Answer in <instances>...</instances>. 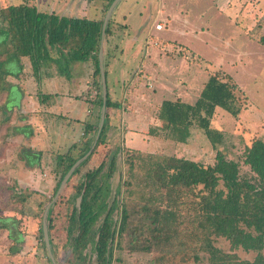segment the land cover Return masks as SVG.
Segmentation results:
<instances>
[{
	"label": "rangeland",
	"instance_id": "1",
	"mask_svg": "<svg viewBox=\"0 0 264 264\" xmlns=\"http://www.w3.org/2000/svg\"><path fill=\"white\" fill-rule=\"evenodd\" d=\"M6 1L0 0V8L7 5ZM31 1L36 5L37 0ZM38 1L41 4L44 2V0ZM99 2L100 0H94L97 6ZM150 2L154 6L147 22L148 30L153 29L154 20L159 19L160 15H162L161 19L167 18L164 31L149 35L152 45L156 42L160 44L159 42L164 40L163 45L166 48L164 50L162 49L164 46L160 48L163 51L160 50L162 58L159 59H154L152 55L150 58L144 57L143 48L146 44L141 46L140 36L144 37L145 34L142 31L140 33L145 16L144 8H147ZM156 3L158 9H155ZM103 8L104 14L101 20L104 19L107 11L106 5ZM120 15H127L126 24L130 29L128 39L133 41L132 48L138 50L137 61L132 62L134 64L132 69H136L140 62L145 65L152 61L154 67L150 68L149 75L156 74L153 76L161 80L160 83L153 85L154 89L146 81L142 84L140 95L144 99L143 104L138 105L144 111L147 108L146 113L151 114V117L154 114L155 124H151L150 119L148 122L139 123L136 130L131 131L134 134L128 142V138L125 137L127 130L122 108H108L103 145L97 146L93 157L79 165L57 197H55L56 184L62 169L60 156L67 153L66 148L69 146L61 149L53 140V145L48 146V143L45 145L48 149L40 150L38 143L33 147L30 138H24L21 134L11 136L8 133L9 125L1 124L0 218H15L19 222L17 229L23 235V241L18 245L20 247L18 253L12 254L10 249L13 242L7 237V231L1 229L0 264H53L42 244V221L48 205L47 217L51 219L52 229L47 230L54 264H96L93 249L96 228L113 198L117 208L113 209L110 217L116 223L120 219V206L124 203L133 211L150 197L154 206L165 208L161 203L163 199L159 200V197H163L162 192L151 196L149 188L144 185L145 169L148 166L147 157L150 155L184 158L206 167L215 163V156L220 151L227 159L238 163L241 178L251 180L253 177L249 167L244 166L242 162L244 150L252 139L258 138L264 142V44L260 42V38L264 35V0H120L107 23L110 35L104 36L103 53L105 58L109 49L108 60L118 55L121 47L124 49L120 41L123 36L127 38V34L122 32L125 27L121 25ZM136 38L137 42H135ZM155 49L150 48L149 51L153 52ZM52 65L51 62H45L40 75L47 69L51 71ZM60 66L61 64L58 67ZM56 70L59 72L58 69ZM213 74H216L220 80L236 86L235 107L239 109L236 116L217 108L210 120L211 130L191 128L190 137L185 144L148 134L150 127H159V121L156 119L157 111L155 107L150 106L152 93L155 92L156 96L163 97L164 100L180 97L183 102L193 104L204 84ZM106 77L109 84L110 77L109 75ZM96 80L100 82V78L96 77ZM148 81H152V78ZM96 93L98 102L101 88L97 85ZM122 93L120 88L116 94H110L112 101L122 103ZM35 95L39 97L38 103L40 102L41 107L44 106V112L41 111V120L38 121L37 126L32 127L19 114L15 117L14 112L11 122L19 127L28 125L32 132L33 128L38 131L43 127L51 129L52 125L48 126L49 120H60L61 116L59 114L54 116V113L46 110L54 103V96L45 92L43 94L41 87ZM3 98L2 94L0 104ZM11 98L18 103L19 97L16 91H12ZM94 110L97 117L95 124H98L100 112L98 103ZM43 119L48 121L45 125L42 123ZM94 134L96 135V132ZM94 134L92 137H95ZM43 136L44 131L41 132V137ZM27 148L40 151L39 161L28 165L25 160H20V152ZM70 151L76 156L79 151L78 145L70 147ZM45 153L47 155H44ZM113 153L114 172L108 176L107 169H104L95 187L92 212L96 213L98 220L90 223L89 233L85 236L84 242L76 247L74 243L79 234L74 212L79 202L77 190L84 183V175L97 168L102 161L108 162L109 156ZM129 163L134 165L132 172L137 176L135 179L129 177ZM127 181L130 182V186L124 184ZM219 188H222V185ZM199 189L200 187L195 188V192L198 193ZM13 193L23 195L22 200L14 197ZM185 199L188 202L198 200L193 193H189ZM174 211L182 223L183 232L188 235L186 242L189 246L183 249L186 257H177V263L164 260L161 264H206L208 254L203 249L200 250L201 240L195 235L189 238V234H197L194 229L196 224L191 223L192 211L188 210L186 204L176 206ZM150 222L151 219L146 220L142 215L133 212L126 233L124 232L119 239V246L113 248L110 264H153V259L159 255V252L154 249L144 252L139 248L143 243L147 245L145 240L149 238L152 227ZM47 223L46 219V227ZM137 227H139L138 231ZM133 231H137L134 234L138 241L136 246L131 241ZM211 242L220 253L235 256L229 264H237L240 261L252 262L256 256L255 252H245L241 248L232 250L229 242L224 238L211 236Z\"/></svg>",
	"mask_w": 264,
	"mask_h": 264
},
{
	"label": "trees",
	"instance_id": "2",
	"mask_svg": "<svg viewBox=\"0 0 264 264\" xmlns=\"http://www.w3.org/2000/svg\"><path fill=\"white\" fill-rule=\"evenodd\" d=\"M113 0L108 1L106 10ZM31 0L19 5L0 8V96L4 98L0 104V125L8 124V133L12 136L21 134L24 138L33 135L28 125L19 127L12 123L15 101L11 98L12 91L18 93L19 101L22 92L17 85L9 82V77L18 79L23 71L22 58H27L31 73L35 81L39 83L40 70L45 62L55 63L62 74L72 63H83L92 60L94 66L95 86H100L98 51L101 40L102 20H88L86 18L58 17L54 14L40 12ZM110 35L109 24L105 29V36ZM264 44V35L260 38ZM104 58V67L110 55L108 49ZM105 71V78H106ZM107 84V83H106ZM236 86L219 79L216 74L211 75L204 84L199 97L193 104L176 100H164L157 108L156 119L159 127H150L148 134L152 137H162L174 143L185 144L190 137L191 128L210 131V120L217 108L236 116L239 109L235 107ZM39 90L37 91V93ZM99 98V97H98ZM101 106V96L98 100ZM108 108L120 107V104L112 101L108 86L105 103ZM14 116L17 114L14 112ZM21 117V116H20ZM22 118V117H21ZM15 119V118H14ZM15 121V120H14ZM13 121V122H14ZM107 114L98 141L87 158L93 157L97 146L103 145V135L107 127ZM98 124L95 125V131ZM84 134H87L85 129ZM94 137L83 142L78 154L73 156L70 148L60 160V177L56 184L58 189L63 177L72 165L90 149ZM40 151L29 148L20 152L19 158L28 165L34 164L40 159ZM148 166L145 169L144 185L149 188L151 196L161 193L165 208L154 206L149 199L129 210L124 203L120 206V219L118 223L112 221L111 213L117 208L114 198L103 219L96 228L94 239V253L96 264H110L114 247H118L122 234L127 231L128 222L133 212L142 215L144 219H151L152 227L149 238L145 240L140 250L150 252L157 250L159 255L153 259V264H161L164 260L177 263V257H186L184 248L188 235L183 232L174 208L186 204L192 211V222L201 240L200 250L207 252L206 264H229L234 255L220 253L212 245L211 236L224 238L230 244L232 250L241 248L245 252H255L252 262L240 261L237 264H264V142L258 138L252 139L244 150L242 164L249 167L252 179L240 177L239 165L229 160L222 152H217L213 165L203 166L197 162L184 158L150 155L147 157ZM86 161V162H87ZM25 163V164H26ZM26 164V165H27ZM128 170L131 179L137 178L132 172V163ZM115 168V155L109 156V161H102L97 168L84 175V183L77 190L78 205L74 208L78 224V238L74 245L79 247L89 233L90 223L96 222L98 216L92 212L93 198L96 193L99 176L104 169L111 176ZM70 180V179H69ZM130 186V182H124ZM222 185V188L219 186ZM200 187L198 193L195 188ZM193 193L198 200L188 202L185 197ZM14 197L23 195L13 193ZM47 229H52L51 219L47 217ZM18 221L12 217L0 218V230L7 231V237L13 242L11 253L19 251L18 245L23 241V235L18 231ZM181 228V229H180ZM139 227H137L138 231ZM137 231H133V244L137 245ZM49 235V234H48ZM49 243L51 241L49 239ZM42 244L45 242L42 235ZM140 246V245H139Z\"/></svg>",
	"mask_w": 264,
	"mask_h": 264
},
{
	"label": "crops",
	"instance_id": "3",
	"mask_svg": "<svg viewBox=\"0 0 264 264\" xmlns=\"http://www.w3.org/2000/svg\"><path fill=\"white\" fill-rule=\"evenodd\" d=\"M25 1L26 0H7V5L4 6V8L7 6L19 5L25 3ZM108 1L110 0H100L99 6H97L94 4V0H44L43 4L39 3L37 0L35 6L40 12L54 14L58 17L86 18L88 20L98 21L103 18V7L108 4ZM1 2L3 3V1ZM157 3L155 4V9H158ZM153 6L154 4L150 2L148 7L144 8L145 16L143 18V25L140 29V33L142 31V33L145 32V34L144 37H142V35L140 36L142 40L141 46L146 44L143 48L144 57L148 56L150 58L152 55L154 59H159L162 58L161 51L166 48V46L163 45L164 40L159 42L160 44L156 42L152 45L151 36L149 35H155L156 33L164 31V25L166 24L167 18L165 17L161 19L162 15H160L161 17L159 19L157 18L154 20L153 29L148 30L147 22L152 14ZM158 12L162 13L161 10H158ZM126 18L127 15H120L121 25L125 27L122 32L127 34V38L123 36L120 41L124 46V49L121 47V49H119V54L108 60L107 66H105V71L107 73L106 76L109 75L111 80L108 84L106 77L109 93L116 94L120 88L123 92L122 103L119 104H121L122 115L126 122L127 132L125 137H127V141L130 142V139L134 134L131 131L136 130L139 123L142 124L148 122L150 119L152 122L151 124H155L153 119L154 114L151 117V114L146 113L147 108L144 111L141 107H138V105L143 104L142 100L144 99V97L140 95L142 90L141 86L146 81V83L148 82L150 87L153 88V85L160 83L161 80L158 79L157 76H153L156 74H153L152 76L149 75L150 68L154 67L151 63L152 61H149L148 64L145 65L140 62L136 69H132L134 65L132 62L137 61L138 50L132 48L133 41L128 39L130 29L128 24H126ZM158 22L163 25V29L160 31H157L154 28ZM135 42H137V38ZM150 48H154L155 51L150 52ZM114 54L115 53H113V55ZM21 62L23 64V71L19 78L14 79L9 77L7 79L9 82L16 84L17 89L24 94L20 98V101L16 103V108H13L14 112L19 113L21 117L25 118L29 125L36 127L38 121L41 120V111L44 112V106L41 107L40 102L38 103L39 97L35 95L36 91L41 87L43 94L45 92L47 95L54 96V103L48 106L46 110L54 113V116L56 114L61 115L60 120L55 119L49 120L48 122L43 119V125L48 122V126L52 125L51 129L49 127H43L45 130L42 128L38 131L33 128V136L30 137L32 140V146H35L36 143H38L37 146L38 148L39 146L41 147V149L39 148L40 150H46L48 147L45 145L47 143L48 146L53 145L52 141L54 140L61 149L69 146L66 148L68 151L69 148L73 147L75 144L78 145L80 149V147L83 146V142L87 141V139L92 137L96 132L94 128L97 124H95V121L97 122V117H95L94 109L97 106V93L92 60L83 63H72L62 74L57 72L56 69L58 68L55 67L56 64L52 63L53 67H51V71H48L47 69L46 72L41 74L39 83H37L32 76L28 59L22 58ZM151 78L152 81H148L151 80ZM150 96L152 100L150 106L153 108L155 107V110L157 111V108L164 99L161 96V98H159L158 95L156 96L155 92ZM177 98L180 97H173L174 100ZM123 108H125V110H123ZM85 129L87 134H84ZM42 131H44L43 137H41ZM53 135H55V137H53ZM44 155H47V153Z\"/></svg>",
	"mask_w": 264,
	"mask_h": 264
},
{
	"label": "water",
	"instance_id": "4",
	"mask_svg": "<svg viewBox=\"0 0 264 264\" xmlns=\"http://www.w3.org/2000/svg\"><path fill=\"white\" fill-rule=\"evenodd\" d=\"M119 1L120 0H113L111 2L110 6L108 7V9L106 11V14L104 16V19L102 21V26H101V40H100V46H99V51H98V68H99V78H100V86H101V106H100L99 123H98L97 131H96V135H95L94 140L92 142V145H91L90 149L87 151V153L85 155H83V157L78 159L72 165V167L68 170V172L65 174V176L63 177V179H62V181H61V183L57 189L55 197H57L59 195V193L61 192V190L64 188V186L66 185V183L69 180L72 173L91 154L92 150L94 149V147L98 141L100 132H101L103 124H104L105 113H106L105 103H106V98H107V84H106V78H105L104 53H103L104 36H105V29L107 27L108 20H109L112 12L114 11V9H115V7ZM48 209H49V205L46 207V209L44 211V215H43V221H42L43 239L45 242V248H46L48 258L54 264V259H53L51 249H50L48 230L46 227V219H47Z\"/></svg>",
	"mask_w": 264,
	"mask_h": 264
},
{
	"label": "built area",
	"instance_id": "5",
	"mask_svg": "<svg viewBox=\"0 0 264 264\" xmlns=\"http://www.w3.org/2000/svg\"><path fill=\"white\" fill-rule=\"evenodd\" d=\"M154 28H155V30H157V31H160V30H162L163 29V25H162V23H157L155 26H154Z\"/></svg>",
	"mask_w": 264,
	"mask_h": 264
}]
</instances>
